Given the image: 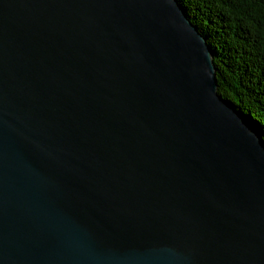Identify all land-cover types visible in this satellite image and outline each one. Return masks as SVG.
Wrapping results in <instances>:
<instances>
[{
	"label": "water",
	"instance_id": "1",
	"mask_svg": "<svg viewBox=\"0 0 264 264\" xmlns=\"http://www.w3.org/2000/svg\"><path fill=\"white\" fill-rule=\"evenodd\" d=\"M175 0H0V264H264V145Z\"/></svg>",
	"mask_w": 264,
	"mask_h": 264
},
{
	"label": "trees",
	"instance_id": "2",
	"mask_svg": "<svg viewBox=\"0 0 264 264\" xmlns=\"http://www.w3.org/2000/svg\"><path fill=\"white\" fill-rule=\"evenodd\" d=\"M205 39L217 93L264 145V0H175Z\"/></svg>",
	"mask_w": 264,
	"mask_h": 264
}]
</instances>
